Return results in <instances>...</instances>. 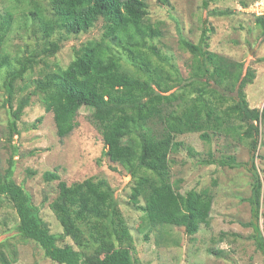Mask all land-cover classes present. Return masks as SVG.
<instances>
[{
	"label": "trees",
	"instance_id": "1",
	"mask_svg": "<svg viewBox=\"0 0 264 264\" xmlns=\"http://www.w3.org/2000/svg\"><path fill=\"white\" fill-rule=\"evenodd\" d=\"M49 4L52 18L45 17L38 5H32L28 12L33 20L39 19L38 29L45 46L14 58V67L11 57L4 52L11 13L7 11L0 22V76L4 71L1 84L8 115L6 141L11 144L13 136L20 133L18 121L33 96L38 95L45 111L52 114L59 138L75 128L78 110L87 107L101 135L104 154L130 177L128 201L142 211L141 227L142 223L148 227L176 225L182 226L187 235H193L201 224L208 223L212 193L208 188L181 193L170 182L168 156L183 146L175 138L200 132L199 136L207 141L208 130L237 133V129H243L239 140H249V161H236L231 155L214 159L209 154L203 163L243 166L250 173L252 182L246 200L251 218L245 225L252 227L251 238L264 257V237L258 225L262 183L254 163L257 123L264 119V110L249 108L244 94L227 97L210 86L213 81L229 93L237 81L241 88L245 86L246 81L240 80L242 63L209 51L212 28L203 26L197 42L181 39V47L191 55V61L188 77L182 81L178 74L175 80L162 73L158 64L141 50L147 39L161 34L157 26L148 22L144 0H49ZM248 4L241 2L242 6ZM98 20L102 22L100 37L74 47L72 59L65 67L50 69L45 64L44 59L55 55L63 39L87 32ZM255 22L264 35V15L255 17ZM55 31L62 35L51 40ZM118 47L129 53L132 70L115 57L113 49ZM40 64L43 68L30 80L31 95L26 94L14 103V83L22 80L23 86H28L24 76ZM171 68L177 72L174 65ZM173 84L179 89L170 92ZM211 93L219 103L211 101ZM40 120L41 117L35 119L32 128ZM15 152L0 171V202L6 201L14 209L15 230L22 243L33 241L45 257L57 264H140L133 254L128 223L113 188L104 178L57 183V194L49 207L62 232L51 233L30 194L15 181ZM42 178L57 180L59 175L44 171ZM66 237L75 247L57 244ZM15 262L16 249L8 241H0V264Z\"/></svg>",
	"mask_w": 264,
	"mask_h": 264
},
{
	"label": "rangeland",
	"instance_id": "2",
	"mask_svg": "<svg viewBox=\"0 0 264 264\" xmlns=\"http://www.w3.org/2000/svg\"><path fill=\"white\" fill-rule=\"evenodd\" d=\"M144 1L147 4L148 22L157 26L161 34L147 39L141 50L158 64L162 73L175 80L179 74V79L185 80L188 77L191 55L181 47L180 41L186 39L197 42L201 28L211 27L208 50L242 63L240 80L243 79L246 84L241 88L237 81L233 84L234 90L227 97L236 98L244 94L249 108L264 110V35L255 22L256 16L250 12L253 8L250 6L257 0ZM242 1L249 4L242 6ZM32 5H38L45 17L52 18L49 0H0V22L7 11L12 16L4 44V52L12 60L11 67L15 66L14 58L33 50L39 51L45 46L38 29L39 19L33 20L28 14ZM101 25V20H98L87 32L63 39L55 55L44 59L45 64L50 69L65 67L72 59L74 47L100 37ZM61 35L62 33L55 31L51 40ZM113 53L124 67L132 70L126 49L118 47L113 49ZM171 65L176 67V73ZM41 68L43 64L24 76L28 86H23L22 80L14 83V103L33 90L30 80L38 76ZM248 71L251 72L250 75ZM1 72L0 171L7 166V159L15 150V181L30 194L32 202L38 208V215L47 223L51 233L62 232L61 225L49 207L57 194V183L65 181L66 184H71L88 177L104 178L113 188L114 196L128 223L133 254L140 264H264V257L251 238L253 229L245 225L251 218L250 205L246 200L250 195L252 182L250 173L243 166L231 168L203 163L209 154L214 159L231 155L236 161H249V140H239L243 129H237V133H234L236 130H208L207 141L199 136L200 132L177 135L175 139L181 141L183 146L168 156L170 182L178 191L184 193L189 189H210L212 205L207 225L201 224L193 235H187L182 226L176 225L148 227L146 223H142L141 227L143 213L128 201L130 177L104 154L101 135L92 122L87 107L78 110L75 128L67 136L59 138L55 133L52 114L45 111L38 95L33 96L18 121L20 133L13 136L11 144L6 141L8 115L7 104H3L6 95L1 84L4 71ZM210 82L211 88L223 91L213 81ZM178 89L174 85L169 91ZM211 101L220 102L214 93H211ZM227 104L226 100L225 105ZM38 117H41L40 122L32 128L33 121ZM236 122L238 123L237 120ZM257 124L259 136L254 163L262 183L258 225L264 237V119ZM44 171H55L59 179L44 180ZM16 224L14 209L6 201L0 202V241L6 240L16 249L14 264H57L45 257L42 249L33 241L22 243L15 230ZM65 243L75 247L68 237L57 242L59 246ZM209 248L218 251L210 252Z\"/></svg>",
	"mask_w": 264,
	"mask_h": 264
},
{
	"label": "built area",
	"instance_id": "3",
	"mask_svg": "<svg viewBox=\"0 0 264 264\" xmlns=\"http://www.w3.org/2000/svg\"><path fill=\"white\" fill-rule=\"evenodd\" d=\"M264 1L263 0H257L251 5L250 7H253L250 11L252 15L259 16L264 15Z\"/></svg>",
	"mask_w": 264,
	"mask_h": 264
},
{
	"label": "water",
	"instance_id": "4",
	"mask_svg": "<svg viewBox=\"0 0 264 264\" xmlns=\"http://www.w3.org/2000/svg\"><path fill=\"white\" fill-rule=\"evenodd\" d=\"M219 92H220V93H226V95H230V93H228V92H224V91H221V90H219Z\"/></svg>",
	"mask_w": 264,
	"mask_h": 264
},
{
	"label": "clouds",
	"instance_id": "5",
	"mask_svg": "<svg viewBox=\"0 0 264 264\" xmlns=\"http://www.w3.org/2000/svg\"><path fill=\"white\" fill-rule=\"evenodd\" d=\"M259 16H261V15H259ZM257 17V16H256Z\"/></svg>",
	"mask_w": 264,
	"mask_h": 264
}]
</instances>
